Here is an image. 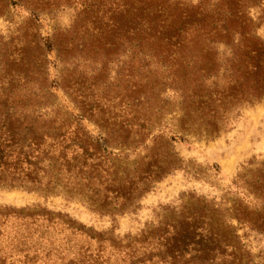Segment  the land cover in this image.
Masks as SVG:
<instances>
[{"label":"trees","instance_id":"16d2710c","mask_svg":"<svg viewBox=\"0 0 264 264\" xmlns=\"http://www.w3.org/2000/svg\"><path fill=\"white\" fill-rule=\"evenodd\" d=\"M14 6L27 16L0 35V187L58 191L115 220L182 167L176 140L213 139L264 100V0H0V18ZM63 8L70 24L43 36L41 15ZM255 164L229 199L191 193L123 238L45 207L0 216L15 217L27 243L55 234L58 264H241L240 228L264 233Z\"/></svg>","mask_w":264,"mask_h":264},{"label":"rangeland","instance_id":"374dc122","mask_svg":"<svg viewBox=\"0 0 264 264\" xmlns=\"http://www.w3.org/2000/svg\"><path fill=\"white\" fill-rule=\"evenodd\" d=\"M252 12L256 14L255 9ZM25 16V8L14 6L8 16L0 18V35L10 34ZM72 18L70 8L42 14L43 36L49 35L55 25L68 26ZM258 33L264 38V24ZM54 54L51 58H54ZM112 61L110 73L115 76L117 57L112 56ZM51 70L54 73L53 67ZM57 95V102L70 104L63 91H58ZM91 128L94 127L91 125ZM175 148L183 159L182 167L158 181L152 190L144 194L137 210L119 215L115 220L91 210L79 198L68 199L58 191L45 196L21 187H0V210L5 211L9 207L37 210L45 207L55 213L69 214L96 231L113 229L116 236L123 238L136 235L147 225L152 226L161 215L169 213L168 208L178 206L191 193L216 201L229 199L236 190L233 182L237 175L240 172L248 173L249 169L257 166L255 163L264 161V100L243 106L237 114H232L220 134L213 139L192 135L176 140ZM251 161L254 164L251 165ZM0 219L8 224L0 228V264H58L48 255V247L51 246V240L56 238L55 234L46 232L42 237L37 231L27 243L25 228L13 226L15 217L0 216ZM239 234L244 244L241 264H264V233L240 228Z\"/></svg>","mask_w":264,"mask_h":264}]
</instances>
